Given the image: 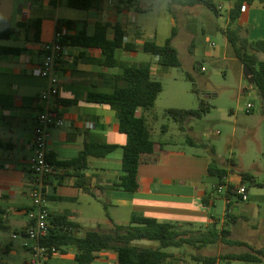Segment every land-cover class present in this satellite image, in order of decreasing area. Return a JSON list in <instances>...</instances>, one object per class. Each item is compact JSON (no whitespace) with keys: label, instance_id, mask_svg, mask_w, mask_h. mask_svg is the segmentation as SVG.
Segmentation results:
<instances>
[{"label":"crops","instance_id":"1","mask_svg":"<svg viewBox=\"0 0 264 264\" xmlns=\"http://www.w3.org/2000/svg\"><path fill=\"white\" fill-rule=\"evenodd\" d=\"M113 1L116 4H108V0H103L101 10L81 11L84 14L79 17L71 12L75 9L66 6V0L64 9L61 0H30L27 4L20 1L14 20L12 17L0 16L15 26L14 35L10 39L0 40V46L21 49L17 55L0 54V220L4 225L0 229V264H27L31 259L29 248L24 246L26 242L32 244L25 237L29 226L27 215L31 210L29 194L33 188L28 161L33 154L32 132L36 115L43 104L39 98L47 87L46 80L40 78L36 71V66L42 61L41 46L54 40L59 19L72 21L74 32L85 28L88 34L94 32V25L98 21L120 22L125 27L126 40L141 45L144 41L141 29L133 26L136 29L132 34L130 26L136 22V14L142 10L139 0H131L134 4L132 8L125 6L124 2L128 0ZM211 1L216 6V14L203 6H174L180 19L173 11L172 24L176 22L175 19L181 21V33H178L177 26H173L176 27V35L172 40L175 48V40L181 34L190 41V49L195 48V44L191 48L193 24L198 20L206 24L208 31H220L223 34L234 0ZM117 9H120L119 13ZM132 10L134 12L130 15ZM223 12H226L227 18H223ZM118 17H126V22ZM212 17L223 18L224 26L215 24ZM32 21H36L39 29L37 41L34 39V28L27 26ZM237 24L246 30L249 40H264V0L245 5ZM136 32L141 33V38L135 39ZM169 36L155 43L162 45ZM107 37H112L111 30ZM10 41L11 44L7 43ZM138 52L141 51L119 50L116 57L124 61L123 58H130L131 54ZM208 52L212 55L210 50ZM190 54L193 53L189 51ZM189 56L187 64L194 69L197 65L192 64ZM100 57L96 49L67 47L66 55L61 60L55 101L61 123L50 128L48 138V160L55 171L45 181L43 188L49 215L65 216L68 221L78 224V235L88 230L107 232L115 225L126 226L133 215L174 224L177 231L192 234L206 231L215 217L223 214L226 205L224 198L218 196V199L223 200V206L220 214H215L217 199L214 200L212 189L216 181L207 176L210 157H192L185 152L170 150L166 143L156 141L163 144V151L159 153L157 163H141L138 166V189L134 193H128L118 186L121 176L125 174L121 170V148L105 157L88 156L86 167L80 171L85 181L81 187L75 184L77 170L58 165L74 160L84 150L86 143L117 146L125 143V136L118 131L114 111L106 105L87 101L88 93L109 92L106 78L117 72V69L96 64ZM145 62L152 64L156 59L150 55ZM242 76L246 78L244 72ZM250 87L255 89L252 85ZM141 114L140 110L136 112L137 116ZM154 124L151 125V132ZM163 127L161 132L166 133L167 128ZM225 182L240 183L241 176L228 173ZM203 200H207V204ZM102 211L105 219L96 215ZM132 244L157 246L155 242L145 240ZM206 248L187 245L168 248L165 251L169 256L162 264H201L196 258L207 257ZM46 264H77L74 248L58 251L48 258ZM90 264H119L117 253L112 250L100 251Z\"/></svg>","mask_w":264,"mask_h":264},{"label":"trees","instance_id":"2","mask_svg":"<svg viewBox=\"0 0 264 264\" xmlns=\"http://www.w3.org/2000/svg\"><path fill=\"white\" fill-rule=\"evenodd\" d=\"M168 11L172 6L194 7L203 6L216 14L217 9L211 0H167ZM255 0H234L232 8L228 12V24L223 31L226 42L234 58L248 71L253 79L254 88L262 103L264 113V61L260 55H264V40L251 41L247 38L246 30L237 24L243 7ZM131 3V0H128ZM103 0H66V6L70 9L89 11L101 10ZM120 9H117V13ZM72 21L57 20L55 32L64 28L67 33L60 39L67 47L83 49H96L100 52V59L96 64L117 69V72L107 76L109 92H91L87 95V101L91 103L108 106L115 113L118 131L125 136V143L122 146L115 144H94L86 143L84 150L72 161L58 164L69 166L77 170L74 175L75 184L81 187L85 182L80 171L86 167L88 156L105 157L121 148V170L125 174L121 176L119 187L128 193H134L138 189L137 170L141 163H157L159 153L163 151V144L151 139V125L158 120L156 111V100L163 90L159 81L152 78L151 63H129L121 61L116 57L119 50L135 52L141 51L155 57L158 65L181 69L182 64L172 40L176 35V27L171 29L170 36L162 45H157L154 40H144L141 45L125 41V27L120 22L109 23L106 21L96 22L94 32L88 34L83 28L73 31ZM24 27L25 24H17ZM27 26L34 28V39L38 40L39 29L36 21L30 22ZM109 30L112 37L108 38ZM15 32V26L8 19L0 18V40L10 39ZM135 39L141 38V33L134 34ZM21 49L0 46V54L17 55ZM196 67H194L195 69ZM186 79L192 84V91L197 93L194 78L186 74ZM211 106L206 99L199 98L198 106L195 109H167L164 114L170 117L178 126L180 132H185L186 124L191 119H201ZM141 110L140 116L136 112ZM162 129H165L163 127ZM186 142L196 145V142L187 138ZM212 156L214 150L211 149ZM208 166L207 176L216 181L213 185H225L228 171L215 165L213 157ZM79 171V172H78ZM241 181L250 182L254 186L262 188L264 183L255 181V177L249 173H241ZM229 187H233L229 184ZM212 191H214L212 189ZM226 201L225 220L220 228L213 223L206 231L192 234L186 231H177L174 224L158 222L154 218L133 215L126 226L115 225L110 231L102 232L88 230L78 235L79 226L70 222L65 216H51L48 219L47 235L40 240L45 247H53L60 251L67 247L75 250V261L77 264H90L100 251L112 250L117 253L119 264H162L169 256L165 251L168 248H180L184 245L204 248L209 245L223 244L226 246L246 247L248 250L242 253H230L220 257L225 261H239L250 264H264V250L255 249L249 244L233 240L231 226L238 219L230 214L234 202L244 201V194H231L226 192L222 195ZM207 204V200H203ZM4 227L0 220V229ZM155 242V247H142L132 244L134 241ZM201 264H215L216 257L207 256L196 258Z\"/></svg>","mask_w":264,"mask_h":264},{"label":"rangeland","instance_id":"3","mask_svg":"<svg viewBox=\"0 0 264 264\" xmlns=\"http://www.w3.org/2000/svg\"><path fill=\"white\" fill-rule=\"evenodd\" d=\"M20 1L27 4L30 0H0V16L12 17L14 20ZM113 3L116 4L112 0ZM124 4L128 8L134 6L133 1L130 4L125 1ZM61 7L66 8L64 0H61ZM139 7L142 10L136 14V22L130 25L132 34L136 29L133 26H137L141 29L143 40L153 39L161 42L170 34L174 25L177 26L178 33H181L179 13L173 9L174 6L171 8L172 11H168L167 0H139ZM173 11L176 16L178 15V19L172 24ZM71 12L78 17L84 14L76 10ZM133 12L134 10L130 15ZM225 13L223 12V18H227ZM122 18L118 17L119 20ZM212 18L215 24L224 26L223 18ZM123 22H126V17L123 18ZM193 30L191 48L195 44L194 49H190V41L184 34L175 40L174 45L182 63L181 69L163 67L157 63L151 64L152 78L163 86L155 104L159 119L154 124L151 139L166 143L170 150L185 152L192 157L196 155L213 157L217 167L226 169L234 176L249 173L255 177L257 183L262 184L264 183V113L259 96L256 90L250 87L248 80L243 78L242 73H245V69L234 58L225 36L220 31H208L202 20L193 24ZM7 43L11 44V41ZM209 50L212 55H209ZM189 51L193 53L190 56ZM130 56L123 60L129 63H141L150 58V55L143 52ZM188 56L192 64L197 65L195 69L187 64ZM260 60L264 61V55H260ZM186 74L194 78L197 93L192 91V84L186 79ZM199 98L206 99L211 108L201 119L189 120L186 124L187 130L183 134L178 130L177 124L164 112L167 109H195ZM248 104L252 105L249 111ZM162 126L167 128L166 133L161 132ZM187 138L196 142V145L186 142ZM211 149L214 150L213 156ZM229 184L234 188L244 187L246 191V199L234 202V206L230 209V214L238 217L231 226L230 238L245 242L255 249L264 250V187L259 188L250 182L242 183V181ZM214 195V200L217 199L215 214L219 215L223 200L218 199V196L222 198V195L216 193ZM224 214L225 211L220 216H216L211 225L216 223L217 228H220L225 220ZM96 215L105 219L103 211ZM247 250L246 247H230L221 243L206 248L208 256H214L217 261L225 264L229 262L220 259L221 256ZM230 264L250 263L236 261Z\"/></svg>","mask_w":264,"mask_h":264},{"label":"built area","instance_id":"4","mask_svg":"<svg viewBox=\"0 0 264 264\" xmlns=\"http://www.w3.org/2000/svg\"><path fill=\"white\" fill-rule=\"evenodd\" d=\"M112 4V0H108ZM114 23V22H113ZM67 31L61 28L55 32L54 40L41 46L42 61L36 66L37 74L47 82L46 90L41 94L40 101L43 103L36 115L35 126L32 132L33 154L28 161L29 170L33 177V188L29 194L31 200V210L28 213L29 226L25 231L26 241L31 242L27 246L30 250L31 259L27 264H46L48 258L56 254L55 248L42 246L40 240L47 235L49 211L46 207V199L43 191L45 181L54 173L55 167L48 160V138L49 130L61 123V119L56 113V100L58 96V73L61 60L66 55L67 46L61 43L60 39ZM125 41L126 36H125ZM202 69V68H201ZM203 71V69H202ZM252 108L247 105V110ZM231 185V184H230ZM213 192L224 195L226 192L231 194H244L245 188L229 187V184L213 186ZM215 264H224L215 262Z\"/></svg>","mask_w":264,"mask_h":264},{"label":"water","instance_id":"5","mask_svg":"<svg viewBox=\"0 0 264 264\" xmlns=\"http://www.w3.org/2000/svg\"><path fill=\"white\" fill-rule=\"evenodd\" d=\"M244 69H245V77H246V79L248 80V82H249L252 86H254L253 79H252V77H251V75H250V72H249L248 69H246L245 67H244Z\"/></svg>","mask_w":264,"mask_h":264}]
</instances>
